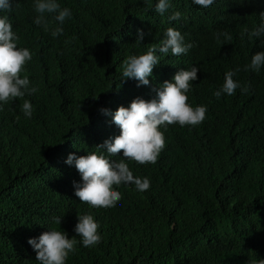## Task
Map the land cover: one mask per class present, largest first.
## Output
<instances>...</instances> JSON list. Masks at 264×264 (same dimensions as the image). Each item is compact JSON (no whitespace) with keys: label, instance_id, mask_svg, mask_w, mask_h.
<instances>
[{"label":"trees","instance_id":"obj_1","mask_svg":"<svg viewBox=\"0 0 264 264\" xmlns=\"http://www.w3.org/2000/svg\"><path fill=\"white\" fill-rule=\"evenodd\" d=\"M68 7L63 33L52 37L34 25L33 0H14L7 13L17 46L28 47L31 61L21 76L38 91L41 107L31 141L0 139V245L9 264L19 235L30 226L48 225L52 217L69 222L71 206L53 181L68 170L70 150H94L103 129L97 113L98 91L122 87L132 93L134 79H121L131 55L161 43L167 28L186 25L201 55L189 102L206 105L204 122L195 127L169 126L166 146L178 156L164 178L152 185V201L126 215L118 209L92 208L101 240L79 247L71 264H244L264 256V67L245 70L251 56L264 50V37L245 34L260 22L264 0H216L208 8L192 0H170L163 16L156 0H60ZM179 11V20L168 16ZM47 16V14H46ZM137 29L145 35L136 43ZM217 33H227L216 39ZM240 87L229 96L213 93L224 73ZM57 76L52 88L49 80ZM246 89V90H244ZM12 118L23 119L18 103ZM207 146L203 151L193 148ZM162 188V189H161ZM85 210L84 206H78ZM19 239V240H18Z\"/></svg>","mask_w":264,"mask_h":264},{"label":"clouds","instance_id":"obj_2","mask_svg":"<svg viewBox=\"0 0 264 264\" xmlns=\"http://www.w3.org/2000/svg\"><path fill=\"white\" fill-rule=\"evenodd\" d=\"M215 2L192 0L200 8ZM13 4L14 0H0V139L8 134L16 144L24 145L31 141L42 109L31 98L38 89L32 86L29 76L20 75L33 53L26 46H17L19 37L7 15ZM170 7V0H156L154 11L163 16ZM30 8L36 13L34 25L49 31L52 24V37L63 33L66 18L72 16L60 0H33ZM180 18L179 11L168 16L169 21ZM260 19L250 32L245 29L249 39L264 37V12ZM144 35L137 29L136 43L140 44ZM221 36L226 41L232 39L227 33H217L216 39ZM146 48L143 54L129 56L122 67L121 79H134L138 88L132 93L117 86L98 91L97 113L104 125L94 150H70L64 160L68 170L61 171L53 181L54 188L71 206L70 224L61 223L62 216H54L48 225L24 228L19 246L12 247L9 264H71L79 247H92L101 240L99 222L88 211L118 209L129 215L148 205L153 200L152 185L164 178L178 156L166 146V129L195 127L204 122L207 106L193 107L189 102L192 82L198 76L197 64L202 60L191 30L184 24L169 27L160 44L152 43ZM262 67L264 50L251 56L245 70L259 72ZM239 70L237 67L224 73L222 85L213 93L216 98L222 94L231 96L240 87L239 81L233 79ZM56 79L57 76L49 80L51 88ZM12 102L18 103L23 112L20 121L12 118ZM78 206L86 209L79 210ZM0 256L7 259L2 245ZM260 259H248L244 264H264V256Z\"/></svg>","mask_w":264,"mask_h":264}]
</instances>
